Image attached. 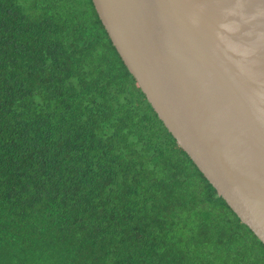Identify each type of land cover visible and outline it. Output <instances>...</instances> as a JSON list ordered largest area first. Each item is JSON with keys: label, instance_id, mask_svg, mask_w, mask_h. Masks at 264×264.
Segmentation results:
<instances>
[{"label": "trees", "instance_id": "trees-1", "mask_svg": "<svg viewBox=\"0 0 264 264\" xmlns=\"http://www.w3.org/2000/svg\"><path fill=\"white\" fill-rule=\"evenodd\" d=\"M0 264H264L92 0H0Z\"/></svg>", "mask_w": 264, "mask_h": 264}, {"label": "water", "instance_id": "water-1", "mask_svg": "<svg viewBox=\"0 0 264 264\" xmlns=\"http://www.w3.org/2000/svg\"><path fill=\"white\" fill-rule=\"evenodd\" d=\"M148 103L264 245V0H92Z\"/></svg>", "mask_w": 264, "mask_h": 264}]
</instances>
